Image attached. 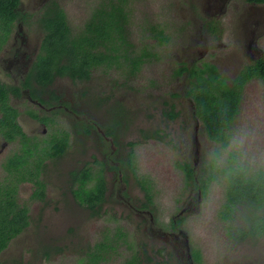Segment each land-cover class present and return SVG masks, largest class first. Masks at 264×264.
<instances>
[{"label": "flooded vegetation", "instance_id": "flooded-vegetation-1", "mask_svg": "<svg viewBox=\"0 0 264 264\" xmlns=\"http://www.w3.org/2000/svg\"><path fill=\"white\" fill-rule=\"evenodd\" d=\"M110 1L112 0H104L106 4L111 3ZM112 2L117 4L119 0ZM128 2L129 0H126L122 4L124 11L128 12L125 30L128 41L133 44L132 48H135V42L129 35L132 14L127 6ZM54 4L61 8L66 16L65 8L59 0H18L16 8L7 11L12 15L11 18L5 15L4 10L0 11V210L5 208L13 210L16 222L21 223L22 212L26 217V225L4 249L0 250V257L20 236H30L32 232L27 233V231H32L34 225H40L41 228L47 227L52 235H59L65 229L69 232V226H73L78 231V239H82L84 238L83 232L86 230L84 227L86 221L90 219L98 221L107 214L108 210L121 208L127 215L139 217L147 240H156L154 237H157L162 243L175 245L174 251L181 259V264L199 263L201 259L198 252H187L186 258H182L180 251L183 246L180 238L183 237L187 250H189V245L187 236L180 228L181 222L177 219L198 209L211 183L222 178L224 198L217 213L219 216V211L228 201L226 175L210 181L207 186H204L201 181L205 180L211 172L210 167L213 165L214 158L219 166L220 152L213 154L207 169H200L197 166L198 151L196 148L191 164L192 180H187L181 170L184 174L187 193L179 200L176 213L169 219L168 229L160 224L151 208L150 189H145L149 186H144L138 181L139 186L146 193H144L145 203L136 201L132 204L133 199L128 191L126 173L131 172L133 175V156L126 152L123 157H114L118 151L120 153L118 147L121 143L115 131L120 125L118 113L113 110L107 118H99L98 114L101 113L102 106H105L102 103L103 100L97 97L91 100L84 88H69L66 83L80 85L89 79H72L68 75L58 74V68L52 66L55 60L48 57L42 20L45 19V15L50 14ZM102 4L103 2L96 7ZM195 6H192L188 14L190 19L186 21L188 31L203 33L207 40H217L223 34L226 39V44H222L225 53L221 58L212 55L209 62L200 65L193 62L188 64L178 62L171 69V74L174 81L183 77L182 92H172L170 96L173 99H187L192 117L197 123L196 126L203 129L202 124L194 116L193 99L187 96L189 78L188 73L182 71V68L186 66L202 69L204 65H209L224 77L226 84L231 87L243 69L256 65L264 57V0H196ZM227 14H229L226 18L227 24L224 25L221 19ZM70 29L74 32L79 28L70 27ZM151 30L154 33L161 32L164 39L159 40V37L154 36L160 44L167 42L162 26L154 25ZM143 48H146L152 55L156 54L151 52L145 44L140 45V49ZM129 52L133 55L132 49ZM50 61L52 64L49 63ZM97 69L118 70L115 67L107 69L104 66ZM97 69L91 71V76L92 72ZM128 72L129 70L126 75L133 76ZM257 81L264 83V80L252 77L242 84L236 116L242 105L245 88ZM262 92L264 95V90ZM166 107L167 110L163 112L165 117H167L165 115L167 111L177 113L173 119L167 117L171 120L179 116V109L175 105L167 104ZM91 109L94 115L96 114V119L92 116ZM105 112L107 113V110ZM233 122L225 130L229 137L228 145L221 149L227 148L230 144L229 131ZM155 131L158 135L149 137ZM160 134L161 132L154 130L147 132L143 138L153 139ZM86 141L94 142V153L91 154L90 162L80 163L77 160L66 158L73 149L80 154ZM216 153L219 155L216 156ZM232 153L235 152L232 151ZM230 154L231 152H228L221 167H229ZM235 159V164L240 165L249 178L264 172L261 168L250 171L248 166L238 159L237 154ZM236 209L238 214L233 221L235 227L249 228L259 222L252 221L253 213L246 211L245 204L238 205ZM254 212L259 217H264V207L260 206ZM247 215L251 219L250 223ZM146 216H148L147 220ZM109 221L113 223H111L112 226L105 228L106 232H100L98 237L92 238L90 242L80 244L82 250H80L79 263L115 264L114 258L118 254L119 244L129 245L128 233L124 227L118 225L111 214ZM219 221L227 242L243 243L264 240V233L243 238L237 235L230 237L225 227L232 222L223 219ZM129 249L130 254L116 264H149L148 260L151 257L145 249ZM21 250L23 249L20 248L17 251L21 253ZM56 250L55 247L48 249L45 255L48 257ZM26 252V254L30 253V251ZM196 255L199 256L198 261ZM23 261L24 264H30L26 260ZM22 262L20 264H23Z\"/></svg>", "mask_w": 264, "mask_h": 264}, {"label": "rangeland", "instance_id": "rangeland-1", "mask_svg": "<svg viewBox=\"0 0 264 264\" xmlns=\"http://www.w3.org/2000/svg\"><path fill=\"white\" fill-rule=\"evenodd\" d=\"M59 1L65 8L72 29L80 28L92 9L104 2ZM195 5L196 0H129L127 6L132 14L129 35L135 42L134 50L137 52L140 45L145 44L156 54L146 60L133 76L126 75L122 70L97 69L84 84L73 86L66 82L69 88H84L91 100L95 97L103 100L105 106H102L99 118H107L113 110L118 113L120 125L115 131L121 143L118 147L120 153L118 151L114 157H123L126 152L133 156V175L131 172L126 173L132 204L136 201L145 203V192L138 181L144 186H149L145 189H150L151 208L166 229L169 219L176 213L179 200L187 193L180 165L184 162L193 163L196 148L197 166L200 169L208 168L215 152H220L218 161L221 166L228 152L232 151L250 171L264 169V131H261L264 130V83L252 82L245 88L239 114L229 131L230 144L225 149L209 141L203 129L196 126L187 99H173L170 96L172 92H182L183 77L174 81L171 74V69L178 62L200 65L209 62L212 55L221 58L225 53L223 45L226 39L223 34L217 40H207L203 33L188 31L186 21L190 19L188 14ZM228 16L229 14L221 19V23L227 24ZM154 25L163 27L167 37L165 44H160L154 37L155 33L151 30ZM167 104L175 105L179 109L180 114L176 119L171 120L163 115ZM91 110L96 119V114ZM154 130L161 134L153 139L143 138L147 132ZM238 141H243L240 148L234 146ZM82 148L80 154L73 149L66 158L80 163L90 162L91 154L94 153V142L86 141ZM223 193L224 183L222 178H219L211 183L198 209L180 218L182 220L177 219L181 222L180 228L187 236L189 245L187 250L183 237L180 238L183 246L180 251L182 258H186L187 252H198L201 260L197 264H264V240L227 242L217 215L223 202ZM110 214L116 223L127 231L130 242L128 246L119 244L118 254L114 258L115 264L130 254L129 248L145 249L151 257L149 264H181V259L174 251L175 245L162 243L157 237H154L156 240H147L139 217L127 215L121 208L108 210L98 221H86L82 239H78V231L73 226H69V232L65 229L59 235H52L47 227L34 225L32 231H27L32 232L30 236H20L10 244L0 257V264H20L23 260L30 264H83L79 263L82 250L80 244L90 242L92 238L98 237L100 232H106L105 228L113 223L109 221ZM145 219L147 220L148 216ZM53 247L57 250L47 257L45 252ZM20 248L23 249L21 253L17 251ZM26 251L30 253L26 254Z\"/></svg>", "mask_w": 264, "mask_h": 264}, {"label": "trees", "instance_id": "trees-1", "mask_svg": "<svg viewBox=\"0 0 264 264\" xmlns=\"http://www.w3.org/2000/svg\"><path fill=\"white\" fill-rule=\"evenodd\" d=\"M113 1V0H112ZM106 4L96 7L91 16L77 31L72 32L66 16L61 8L55 4L50 14L42 20L44 26V43L48 51V57L54 59L49 62L57 69L58 74L68 75L72 79L88 80L91 71L104 66L107 69L115 67L123 72L135 74L147 58L153 56L146 48L134 50L133 44L127 39L125 26L127 24V11L122 6L126 0L119 3ZM18 0H0V11L11 18L7 11L15 9ZM158 39H164L161 32L155 33ZM132 49V54L129 52ZM54 68V69H55ZM182 71L188 73L187 96L194 102V116L203 126L206 137L220 144L221 148L228 145L229 137L225 130L231 125L238 111V102L242 84L252 77L264 80V57L254 66L243 69L239 76L229 87L213 67L204 65L203 68L184 66ZM181 71V72H182ZM165 115L171 119L177 116L173 111H167ZM158 135L154 132L149 137ZM219 154L216 153V156ZM235 153L230 154L229 167H221L216 164V158L210 167L211 172L201 183L207 186L210 181L226 175L228 187L226 205L219 211V219L229 222L225 228L230 237L261 235L264 233V217H259L254 210L264 207V172L253 177H247V172L235 164ZM187 180H192L193 170L191 164L184 162L180 165ZM88 175V174H87ZM245 204L246 211L253 213V219L259 221L251 227H235L233 221L237 217V206ZM11 213V216H10ZM11 209L0 210V250L4 249L8 242L15 237L26 225V217L22 212V221L16 222V215ZM249 223L251 219L247 215ZM196 260L199 256L196 255Z\"/></svg>", "mask_w": 264, "mask_h": 264}, {"label": "clouds", "instance_id": "clouds-1", "mask_svg": "<svg viewBox=\"0 0 264 264\" xmlns=\"http://www.w3.org/2000/svg\"><path fill=\"white\" fill-rule=\"evenodd\" d=\"M242 145H243V141H238V142H236L235 143V147H237V148H240V147H242Z\"/></svg>", "mask_w": 264, "mask_h": 264}]
</instances>
